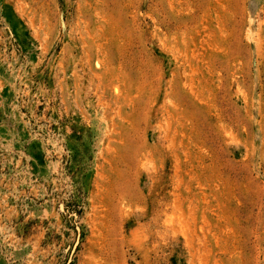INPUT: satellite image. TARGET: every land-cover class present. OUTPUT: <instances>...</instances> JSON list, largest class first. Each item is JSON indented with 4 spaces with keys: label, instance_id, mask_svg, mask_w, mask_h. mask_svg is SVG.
Here are the masks:
<instances>
[{
    "label": "rangeland",
    "instance_id": "rangeland-1",
    "mask_svg": "<svg viewBox=\"0 0 264 264\" xmlns=\"http://www.w3.org/2000/svg\"><path fill=\"white\" fill-rule=\"evenodd\" d=\"M0 264H264V0H0Z\"/></svg>",
    "mask_w": 264,
    "mask_h": 264
}]
</instances>
